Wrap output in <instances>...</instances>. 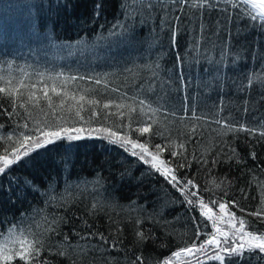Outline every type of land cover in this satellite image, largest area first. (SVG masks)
Wrapping results in <instances>:
<instances>
[{
	"label": "trees",
	"instance_id": "16d2710c",
	"mask_svg": "<svg viewBox=\"0 0 264 264\" xmlns=\"http://www.w3.org/2000/svg\"><path fill=\"white\" fill-rule=\"evenodd\" d=\"M202 2L186 0L181 7L176 0H153L157 7L148 15L127 6L138 0H0V9L8 14L0 16L8 20L0 30V87L18 89L12 116L11 98L0 93V155L10 147L9 135L27 131L23 124L32 129L37 120L46 119V83L53 105L62 98L52 93L53 85L77 99L87 93L83 114L91 107L87 100L96 99L97 111L109 114L104 126L140 142L151 140L150 150L157 143L168 145L161 159L171 160L168 166L178 179L193 180L196 187L190 185L186 192L198 193L190 196L195 202L190 206L150 165L95 133L93 138L63 140L33 152L0 176V243L10 240L8 229L15 227L44 240L40 260L50 264H130L137 255L145 264H162L185 242L191 245L197 228L202 232L197 244L215 232L212 221L202 215L201 199L239 201L245 211L229 204L228 212L248 222L246 231L264 233V216L248 215L264 209V28L243 7L232 8L233 0H214L212 9L200 8ZM177 15L182 21L175 22L173 43L171 27L162 21ZM114 24L121 25L115 32ZM31 92L39 107L26 104L29 117L19 104L20 93L26 100ZM71 103V96L65 98V107ZM119 104L125 107L117 108ZM129 106L136 112L130 114ZM130 115L135 120L132 130L127 127ZM152 120L153 131L167 139L134 131ZM170 151L183 156L173 159ZM217 156L220 162L213 164ZM181 161L191 167L177 168ZM210 215L221 229L217 239L223 241L225 232L231 237L229 216L218 205ZM233 222L239 227L238 220ZM50 225L57 231L45 232ZM137 232L148 239L140 240ZM99 233L117 248L104 243ZM10 245L9 254L21 248L19 243ZM65 249L68 255L57 254ZM217 251L213 246L201 254V264H222L208 258ZM220 254L223 264H229L227 255ZM261 255L245 247L244 256L233 257L230 264H264ZM181 260L195 264L191 254ZM10 264L25 262L13 256ZM173 264H178L176 258Z\"/></svg>",
	"mask_w": 264,
	"mask_h": 264
},
{
	"label": "snow or ice",
	"instance_id": "6c2138e0",
	"mask_svg": "<svg viewBox=\"0 0 264 264\" xmlns=\"http://www.w3.org/2000/svg\"><path fill=\"white\" fill-rule=\"evenodd\" d=\"M176 3L181 4V7H183V4L186 3V0H176ZM127 6L132 7L134 10H136L137 8L143 9L148 15H150L151 12L157 7V5L153 3V0H138V3H130ZM192 7H197V5L193 4ZM199 7L203 9H212L215 7L214 0H203ZM241 7L245 9V13L250 20H252L253 22L260 21L261 28H264V0H239V3H236L235 0H233L232 8L239 10ZM95 14L97 16L99 15V5H97ZM185 15H187V13H185ZM137 19H139L138 13ZM180 21H182V17L178 15L172 17L171 20L165 17V19L162 21L163 24H168L171 27L173 43H175L176 40L175 22ZM44 27L46 28L47 26L45 25ZM120 27L121 25L114 24L113 32H115L116 28ZM123 27H126V25H124ZM201 28H203V25H201ZM71 79H75V77H72ZM95 83L100 84V79H96ZM21 87H27V85H24V83L21 82ZM32 87L35 88L36 85L33 84ZM48 87L49 86L45 83L43 98L48 101V109L50 110V112H44L46 119L42 121L37 120V126L35 128L29 129L27 123L23 124L22 127L24 129H27V131H21L16 136L15 140H13V135H16L15 133H13V135H9L6 138L10 142V147H5V154L0 155V176L6 175L7 172L10 171L12 165H16L22 160H26L33 152H37L39 149L47 148L48 146L55 145L63 140L79 141L85 138H93V133H95L96 138L105 139L110 144L119 146L125 152H128L131 156L137 157L139 162H142L145 165H150L151 169H154L156 172L164 176L173 188L184 195L185 201L190 206L195 204V202L190 199V196L197 197L198 193L196 191L190 190L186 192L188 186L191 185L193 188L196 187L193 180L187 178L178 179L174 170L168 166L171 163V160L166 162L164 159H161V153L164 151V147H167L168 145L162 147L161 144L157 143L153 145V149L150 150L149 144L151 143V140L146 139L144 142H140L139 137H137L136 139H132L128 134H124L123 136H121L117 131H113L109 127L104 126V122L109 119V114L106 112L97 111L95 106L99 103V101L96 99L87 100V104L91 107L87 110L86 115L83 114L85 113V104L82 102L85 101L87 93H85L84 95H79L77 99V96L75 94H71L67 90H64L63 93H61V91L58 90L57 86L53 85L51 87L52 93L58 97H62L60 99L59 105H53L52 97L49 96L47 90ZM141 87H143V85ZM151 87V85L148 86L149 89H151ZM17 91L18 89L15 87L9 89L0 87V93H6V95L11 98L10 103L12 105V112L8 113L9 116H12L13 112H15L16 110ZM112 91H117V89L114 88L112 89ZM35 96L36 93L31 92L29 93L28 98L25 100L23 97V93H20L19 106L21 108H25V111L29 117H31V112H29L26 108V104H32L33 107H39V99H34ZM69 96H71V100L74 103L68 104L65 107V98ZM111 103L112 102L104 103L103 109H108ZM140 103L143 105L145 101L141 100ZM116 107L123 108L125 107V105L119 104L116 105ZM57 109H59V115L56 114ZM141 111H143V109H141ZM156 111H158V109H152L153 113H155ZM134 112H136V109L129 106V113L131 114ZM17 115L19 114L17 113ZM172 115H175V113H172ZM193 115H195V113H193ZM49 116L50 118H48ZM129 120L130 122L127 127L132 130L131 125L135 122V120L131 117V115L129 116ZM216 122L219 123L220 121ZM93 123H97L100 126L92 128L91 125ZM77 124H79L80 126L77 127ZM153 124H156L155 120H152L150 123L143 122L142 126L134 129V131L138 132L141 136L147 133L151 136L158 135L164 137V134L162 132L153 131ZM85 125H87L88 127H85ZM0 127L3 126L0 125ZM194 131L195 129H193V132ZM261 135L264 136V133H261ZM164 138L167 139V137ZM184 143L185 142H181L179 147L184 148ZM0 147L3 146L0 145ZM137 149L139 151H137ZM232 152L235 153V149H232ZM178 155L183 156V152L177 153L176 151H170V156L173 159ZM252 155L253 158H255V153H253ZM9 156H11L12 158L10 159ZM197 162L199 163V161ZM219 162L220 161L218 156L212 161L213 164ZM204 163L206 164L207 160H205ZM186 166L191 167L190 162L185 165V163L181 161L176 165V167L180 169H183ZM216 186L219 187V184H217ZM240 191L244 193V189H241ZM224 195L226 196L227 192H224ZM245 199H247V194H245ZM262 203H264V200H262ZM209 204H211L212 207H216L218 205L220 212L226 213L229 216L228 223L231 224V237H228L227 232H225L222 233V235L225 237L223 241L217 239L216 233H220L221 229L216 227L217 221L214 220L210 215V213L212 212V207H209ZM229 204L236 208H239L241 212L245 211V209L240 206V203L237 200L223 202L213 199L205 203L201 199L200 208L202 215L206 216L209 220L212 221V227L215 229V232L211 234H205L206 239L204 241H200L199 244H197L196 241L199 240V236L202 234L201 230L197 228L195 239L193 240L191 245L189 246L187 242H185V247L172 252L170 257L162 261V264H173V258H176L178 264H192V261L181 260L182 256H186L188 254L192 255L193 259L195 260V264H201L199 256L201 254H206L208 249L213 246L215 248H218L219 251L208 258L221 261L222 264L225 261V256L221 255L220 252H223L227 255L229 264L233 257L242 258L244 256L245 247H247V250L249 252L258 250V254H264V233L254 234L253 231H246L245 225L248 222L242 217H236L234 212H228ZM93 207H95V205ZM205 208H207L206 212L203 211ZM248 215L255 216L259 219L264 216V209H257L255 212L248 213ZM234 220L239 221V227H237L236 223L233 222ZM2 223L3 221H0V224ZM55 223L56 221L53 220V224ZM137 223H139V221H137ZM47 231L56 232L57 229L50 225L48 229H45V232ZM8 233L10 240L6 239L4 245L0 246V260H2L4 264H10L13 256H18L19 260L24 261L25 264H28L29 261H34L35 264H50V262L47 260H40L41 250L44 248V240L41 239L36 233H28L27 230L18 229L15 227L8 229ZM28 235H31L33 238L28 239ZM76 235H79V233H76ZM98 235L100 239L103 240L104 243L109 244L111 248H117L118 245L115 241H109L108 238L103 235V233H99ZM137 236L140 238V240L148 239V237H146L142 232H137ZM237 238H239V241L242 242L237 243ZM68 239V236L65 235L64 241H67ZM9 242L19 243L21 245L20 250L9 254L7 249V244ZM25 244H27V248L24 247ZM68 247H71V245H68ZM95 250L98 251V249ZM57 254L60 256L68 255L66 249L58 251ZM261 259H264V255H261ZM138 262L139 264H145L140 255H137L136 258L130 262V264H138Z\"/></svg>",
	"mask_w": 264,
	"mask_h": 264
},
{
	"label": "rangeland",
	"instance_id": "374dc122",
	"mask_svg": "<svg viewBox=\"0 0 264 264\" xmlns=\"http://www.w3.org/2000/svg\"><path fill=\"white\" fill-rule=\"evenodd\" d=\"M0 6H1V5H0ZM0 10H1V11H0V16L2 15V16H6V17H7L8 14H6L5 9H4V8H1ZM3 22H8V20L6 21V18H0V30H2V28L4 27ZM15 139H16V136L13 137V140H15ZM9 158L11 159L12 157L9 156ZM231 235H232V234H231ZM4 242H5V240L2 241V243H0V246H3V245H4ZM10 243H11V242H9V243L7 244L8 252H9L10 249L12 248V245H10ZM16 244H17V243H16Z\"/></svg>",
	"mask_w": 264,
	"mask_h": 264
}]
</instances>
